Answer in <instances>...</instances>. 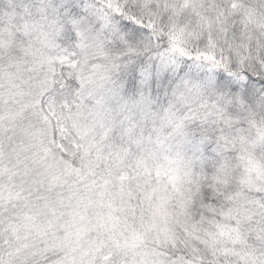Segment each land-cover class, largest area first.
<instances>
[{"label":"snow or ice","instance_id":"obj_1","mask_svg":"<svg viewBox=\"0 0 264 264\" xmlns=\"http://www.w3.org/2000/svg\"><path fill=\"white\" fill-rule=\"evenodd\" d=\"M0 264H264V0H0Z\"/></svg>","mask_w":264,"mask_h":264}]
</instances>
